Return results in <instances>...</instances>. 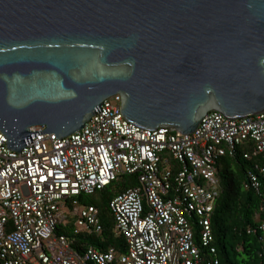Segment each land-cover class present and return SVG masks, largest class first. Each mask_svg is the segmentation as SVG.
<instances>
[{"label":"water","instance_id":"water-1","mask_svg":"<svg viewBox=\"0 0 264 264\" xmlns=\"http://www.w3.org/2000/svg\"><path fill=\"white\" fill-rule=\"evenodd\" d=\"M117 95L149 132L188 136L212 113H264V0H0L12 152L81 132Z\"/></svg>","mask_w":264,"mask_h":264},{"label":"built area","instance_id":"built-area-1","mask_svg":"<svg viewBox=\"0 0 264 264\" xmlns=\"http://www.w3.org/2000/svg\"><path fill=\"white\" fill-rule=\"evenodd\" d=\"M102 111L81 132L63 140L40 136L21 154L9 149L0 129V264H203L202 249L213 243L212 219L222 194L218 163L249 140L256 144L255 156L264 155V113L235 121L212 113L186 136L128 122L121 95L107 100ZM125 175L137 176L139 187L119 195L111 210L127 254L93 248L78 254L75 239L59 229L72 217L74 236H100V211L80 206L81 200ZM250 177L259 189L258 176Z\"/></svg>","mask_w":264,"mask_h":264},{"label":"trees","instance_id":"trees-1","mask_svg":"<svg viewBox=\"0 0 264 264\" xmlns=\"http://www.w3.org/2000/svg\"><path fill=\"white\" fill-rule=\"evenodd\" d=\"M255 150L254 141H245L233 156L228 155L218 163L222 194L212 219L213 243L210 248L202 249L203 264H264V233L261 230L264 223V155L255 156ZM174 164L182 167L175 161ZM253 173L261 183L259 189L252 187L250 175ZM137 187L138 177L125 175L95 195L82 198L83 205L96 207L100 211L103 232L100 236L81 234L73 237V247L78 254L82 255L90 248L102 253L114 249L119 255L127 254V240L116 232L111 204L119 195ZM197 221L195 215L190 218L199 243ZM59 232L70 237V232L65 228H60ZM212 249L216 250V254L212 253Z\"/></svg>","mask_w":264,"mask_h":264},{"label":"rangeland","instance_id":"rangeland-1","mask_svg":"<svg viewBox=\"0 0 264 264\" xmlns=\"http://www.w3.org/2000/svg\"><path fill=\"white\" fill-rule=\"evenodd\" d=\"M80 206H84L83 203H81ZM70 220H69V223L67 224V226L65 227V229H67L68 232H70V238H73L75 237L74 236V231H75V228H74V224L76 223V219L75 218H72V217H69Z\"/></svg>","mask_w":264,"mask_h":264}]
</instances>
